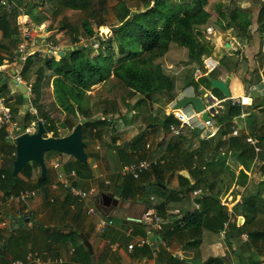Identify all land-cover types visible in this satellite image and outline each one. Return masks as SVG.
I'll return each mask as SVG.
<instances>
[{
    "label": "crops",
    "instance_id": "1",
    "mask_svg": "<svg viewBox=\"0 0 264 264\" xmlns=\"http://www.w3.org/2000/svg\"><path fill=\"white\" fill-rule=\"evenodd\" d=\"M6 1L10 6H16L17 8L16 24L17 17H20V20H26V25L32 29L29 47L42 45V48H44V46H47L46 37L52 28H49V31L45 29V24L36 15L44 8L46 0L41 2L40 0H25L23 4L21 0ZM229 1L207 0L204 5L210 17L205 24L200 25L195 30V34L202 43L211 49V52L203 56L200 67H195V80H191L176 95H172L174 98L170 100L169 108L164 113H159L160 118H163L164 114L169 115L172 105L181 96L198 95L201 97L204 92L212 90L199 83L200 77L205 76L204 70L206 68L203 67H206V65L211 67L209 71L207 70V73L213 78L225 79L231 76L229 91L234 85L240 84L244 93L250 95V91L255 87L259 95L252 100V102H255L254 105L241 106L244 108L249 106V110L256 119L262 120L264 118V114H262L264 104L261 105L264 100V89L260 86V80L264 74L260 71V80L256 83L251 84L244 81L245 78H254L252 73L253 66L257 63L255 54L258 53L259 45L261 44L262 36L254 35L255 32H261L257 29L259 6L257 16L254 19L250 15L251 9L249 11L243 9L246 3L255 9L256 4L253 1L244 0L243 4L239 6L229 4ZM216 3H222L219 9L215 7ZM59 4L64 6L60 2ZM106 4L108 5V0H105L104 8H106ZM115 4L122 7L117 0ZM99 5V0H91L90 6L86 9L64 7L69 10L81 11L86 15V13H90L91 9L97 8ZM140 6L142 8V4ZM240 10L247 12L252 18V24L253 20L255 23L253 29L250 28L244 33H236L233 26H226V23L229 24L231 21V13H239ZM124 12L123 9V14ZM127 12L131 14L134 11L129 8ZM2 13H8V11L0 3V14ZM32 18L39 22L38 25L30 27L29 24L32 23ZM121 18L123 16H117L116 26L120 24L119 20H122ZM104 25H99L98 27ZM85 27L89 30L86 23ZM252 30L255 32H252ZM17 36L19 38V34ZM98 37L108 36L100 35L96 38ZM92 38L93 36L91 39H86L84 43L80 41L81 46L88 41L95 40V38ZM17 42L12 44L9 39L2 38L0 31V57H2V63L0 64V78L2 80L0 84L5 82L9 91L7 95L14 100L18 98L20 92L12 82V79H14V75L18 71H21L22 64L18 63V65L11 62L9 56H12L11 53L14 51ZM171 44L169 47H171ZM60 52H62L60 49L57 51L48 49L46 54L47 57L53 55L58 59L59 55H61ZM30 54H33V50L30 51ZM223 57L236 59L238 61L237 67L228 71L220 66L219 61ZM262 62L264 66L263 49ZM245 63L249 66V71L245 78L241 80L240 71L245 67ZM211 73L216 76L211 75ZM46 91H48L50 97H47L43 102L54 103L55 107L59 109L54 102L51 78ZM127 91L130 93L128 89ZM87 93L89 99L90 93L89 91ZM211 93L217 99H222L216 93L212 91ZM132 95L135 96L134 99H125L126 102L133 103L127 112L128 116L122 117V114H118L117 117H115L116 115L112 116L110 123L99 127L98 129L101 132L93 139L95 140V145L91 144L88 147L89 144L87 143L88 136H94L85 135L86 142L82 138L86 143L84 150L87 159L86 163L83 162L85 164H77L73 156L65 153L58 151L46 152L44 154L46 179L42 185H36L38 175L41 172L40 166H31L25 173L18 172L20 178L27 183L25 189L35 190L36 195L33 198H29L24 202H5L3 192L0 190V264H12L15 260L22 261L23 264H34L26 261V254L29 252H37L44 258H61L64 264H90V261L93 264H264V213L260 212L261 208L264 209V191L261 193L260 200L255 198L256 214L253 219H251L252 217L249 218L250 216L241 211L240 208L244 189L247 188L254 191L256 187V185L252 184V181L257 179L260 174L255 165L261 163V161H258L259 154H256L254 158L255 164L252 163L250 169H244L248 175L246 185H236V181L231 178L230 174H225L228 179L229 190L226 197L221 199V201L219 199V203L224 207L223 210L227 211L228 219L223 223L220 231L215 232L206 227L195 230L194 226L183 228L181 227L183 226L181 220L186 212L199 208L200 203L197 198L200 197L199 194L202 193V190L195 189L198 190V193H194V190L192 191V194L196 195L193 198L190 196L189 200L192 203H188L186 194L182 190H178V175L188 176L186 166L190 162L186 161L184 164L182 160H189V154L193 153V159L197 161L196 148L199 143L198 138L207 139L215 136L219 126H216V121L214 120L213 126L201 130L197 129L199 136H193L190 133L191 131H188V133H185L186 135L179 137L172 135L169 130L166 132L162 131L159 126V119L156 116L158 114L155 113V110H152V113L156 117L149 120L147 116L150 111L146 107V124L145 127L140 128L143 123L140 120L141 116L139 118L137 114H141L140 110L145 107V102L137 103V100H140V95L138 93ZM0 98H3V96ZM223 102L221 101L220 103V110L223 108ZM148 104L151 105L152 103L148 100ZM189 107L186 106L184 108ZM88 112H90V106L88 107ZM245 114L242 112L238 118H234L235 126L233 128H239L242 139L249 135L246 127L247 123L244 121ZM100 117L101 115H98L95 119H103V115ZM82 118L84 117L80 115L79 120ZM110 124H112L111 128H109ZM33 125L37 129V125L34 123ZM7 129H9L8 126L6 127ZM187 129L191 130L190 128ZM122 130L134 131V134L130 135L128 139H121L120 132ZM93 132H95V129H93ZM141 132L145 133L143 145L134 143L136 142L134 138ZM229 136H233L232 131L222 135L221 139L226 140ZM126 142L127 145L124 146ZM154 144L162 147L163 154L156 156L160 160V168L154 170L155 168L152 169L151 167L144 172L143 179L145 182L141 190L135 191L132 195L130 194L127 199H122L119 196V190H121L124 180L129 177L122 174V164L141 158L152 159L153 157L149 156L152 154ZM220 150L223 151L224 149L220 148ZM54 159L61 160V165L57 168L52 166ZM92 159L94 161L90 164ZM228 161V166L233 171L234 178H236L238 170L242 166L235 168L231 166L230 158ZM1 165L2 158L0 155ZM193 165H195V162H193ZM73 168L74 170L79 168L82 172L80 175L77 173L73 183L80 188L95 187L97 194L94 197L82 202L78 201L58 184V173L69 174ZM92 168H97L98 171L94 172L91 170ZM171 175L173 176L167 183ZM166 185L167 188L164 189ZM234 191L235 193H233ZM102 194L117 197L116 205H110L106 211L99 210L96 203L101 199ZM89 207H93L95 213H87ZM148 209L155 211L161 217L162 229L149 235L151 245L134 246V248L129 250V244L145 236L146 224L142 215ZM106 214L112 215L113 223L104 232H100L97 229V222L100 217ZM178 223H180L179 227ZM244 227L245 229L242 231L241 229ZM130 228L132 231L128 234ZM252 232H254L253 236L250 235ZM85 240L89 242L92 253L89 252ZM86 251L91 255L89 258L85 253Z\"/></svg>",
    "mask_w": 264,
    "mask_h": 264
},
{
    "label": "trees",
    "instance_id": "2",
    "mask_svg": "<svg viewBox=\"0 0 264 264\" xmlns=\"http://www.w3.org/2000/svg\"><path fill=\"white\" fill-rule=\"evenodd\" d=\"M42 0H40L41 2ZM91 0H59L64 6L74 9H86L90 6ZM119 5L124 8L122 20H119L117 26L112 28L111 35L108 37H98L93 42L88 41L81 46L78 36L73 40V48L62 50V54L56 59L53 55L48 56L43 60L41 66L36 70V78L31 84L30 90L34 95L31 103L36 110L35 113L28 111L21 117L19 109L12 108L11 112L14 114V119L19 127L17 134L25 132L26 128L34 122L36 125L39 120H42L43 126L47 134L53 137L67 135L74 126L79 122V116L89 119V121L82 124L81 133L85 141L86 136L93 134L98 136L100 134L99 127L106 125L108 111H100L103 119H95L93 115L88 112V91L90 88L100 82L105 81L107 77L112 76L117 82L122 84L129 90L130 93L140 95L139 102H145L148 109L149 120L157 116L159 119V126L163 132L169 130L170 124H178L179 122L171 115L164 114L163 118L158 115L153 116L152 104L155 102V94L170 92L173 87V79L166 75L161 65L155 62V59L162 57L169 49L171 43L187 49V55L191 63L197 67L202 65L204 55H208L211 49L202 43L195 34V30L200 25L205 24L210 14L204 8L207 0H184L177 4H172L170 0H136L142 4V8L134 11L131 14L127 12L125 0H117ZM125 2V3H124ZM105 0H99V6L90 10V15L99 21L96 25H104L105 20L101 13L105 11ZM125 4V5H124ZM12 10L8 13L0 14V31L2 38L9 39L12 44L18 41V28L16 24V6H11ZM121 16V17H122ZM240 20L238 21V19ZM124 19V20H123ZM230 23L226 26H233L236 33H244L250 29L252 25V18L244 10L239 13H231ZM258 30L264 32V3L260 2L258 16H257ZM84 31H87L85 24H83ZM116 40L118 57L115 58V52L111 48V40ZM96 43V53L93 52L92 46ZM35 54H29L25 61L22 62L21 73L36 62ZM237 60L233 58L223 57L219 61V65L228 71L234 70L237 67ZM2 57H0V64ZM48 70L51 73L52 91L54 102L57 107L65 113V118L60 125L55 124V121L48 114V111L42 106L40 98V79L41 71ZM254 74V70L252 72ZM211 75L216 76L211 73ZM2 79L0 78V81ZM200 83L206 88H210V83L203 75L199 79ZM248 83H256L255 79H244ZM220 98H224L221 92L217 89H212ZM9 91L5 82L0 84V97L3 94H8ZM147 95L149 98H147ZM174 96L171 95L172 100ZM148 100L152 103L148 104ZM18 104H23V97L19 93L17 98ZM255 102H252L254 105ZM149 105V106H148ZM237 103H232L231 100L226 99L223 102V108L215 117L218 131L215 136L209 138H198L199 144L196 148L197 161L193 159V153L188 156V165L186 166L188 176L178 175L179 189L183 193L191 192L195 189H205L199 194L197 201L200 203L198 209L188 211L184 214L181 222L183 228L194 226L195 230H200L206 227L212 231L218 232L222 229V225L226 222L227 211L219 203V191L222 187V180H226L227 188L229 189L228 179L226 173L230 174L231 178L236 181V185H246L248 175L244 169H250L256 153L253 146L248 144L241 138V132L236 136H229L226 140H222L221 136L230 133L235 126L234 118L244 112V121L247 123L248 134L257 138L262 151L259 153L258 161L260 173L264 174V118L258 120L248 107H243ZM115 112V111H114ZM264 114V107L262 108ZM92 120V121H90ZM148 120V121H149ZM150 123V122H149ZM37 128V126H36ZM62 128L67 132L60 134L59 129ZM95 129V132H93ZM194 136H199L197 129H191ZM145 133L141 132L134 138L136 144H144ZM244 136V135H243ZM183 137V136H180ZM86 142V141H85ZM133 142V141H132ZM220 148L224 149L223 151ZM0 155L2 158V165L0 166V190L4 197L10 194H15L18 191L25 189L27 183L24 182L19 174L12 173L13 161L15 159V144L13 139L6 138V126L0 125ZM229 158L231 166H242L238 170L236 178H234L233 171L228 166ZM77 164H85L76 160ZM160 161V160H159ZM195 162V165H193ZM74 165V164H73ZM31 166H39L36 162H28L20 171L25 173ZM160 162L152 166V169L160 168ZM75 167V166H74ZM74 169V168H73ZM80 175L82 172L76 168ZM46 179V174L37 178V186L42 185ZM258 179V177H257ZM254 181V180H253ZM252 181V183H253ZM143 174L134 179L129 176L122 183V188L119 190V196L122 199H127L130 194L141 190L144 183ZM215 189V186L217 185ZM264 186V179L258 181L253 190L244 189L241 197L240 208L245 212L249 218L253 219L256 214L255 198L256 195H261L260 187ZM167 188V185L164 189ZM162 189V190H164ZM99 210L106 211L109 206H104L101 199L96 203ZM178 223V227H179ZM243 231V228L241 229ZM251 236L254 234L250 233ZM87 257L91 255L86 251ZM90 264H93L90 261Z\"/></svg>",
    "mask_w": 264,
    "mask_h": 264
},
{
    "label": "rangeland",
    "instance_id": "3",
    "mask_svg": "<svg viewBox=\"0 0 264 264\" xmlns=\"http://www.w3.org/2000/svg\"><path fill=\"white\" fill-rule=\"evenodd\" d=\"M182 1H184V0H170V2L172 4H177V3H180ZM238 1H241V2L238 3ZM243 1L244 0H230L229 4H232V5L234 4L236 6H239V5L243 4ZM251 1H253L256 4L255 9H253V7L251 8V6L247 5V3L244 5L245 8H243V9L248 10V11L251 9L250 15L253 16V18L255 19V17L257 16L258 6H260L261 0H251ZM263 1L264 0H262V2ZM23 2H25V0H21L22 4H23ZM115 2H116V0H108V5L106 4L105 11H103L101 13L102 17L105 20V25L102 27L101 26L98 27V25H96V22H98L99 19L98 18L94 19L90 15V13H86V15H85L84 13H82L81 11H78V10H71V9L69 10V9L65 8L64 6H61L59 4L58 0H46L44 8L41 9L38 12V14H36V15L38 16L40 21H43V23L45 24V26H44L45 29H47L49 31L50 30L49 28H52V30L48 34V36L46 37L47 46H44V48H42V45L37 46V47L36 46L28 47V51L33 50V53L35 54V57L37 60L34 63V65L31 66L30 68H28L24 73L23 72L21 73V71H20V77L22 79V82L23 81H24V83L28 82L30 85L33 84V82L36 78V70L41 66V64L43 63V60L45 58H47L46 51L48 49L52 50V51H57L59 49L60 50L68 49L74 45L72 39L75 36H78L79 41H81L82 43H84L86 39H89V38L91 39L92 36H93L92 39H94V38L96 39V37L100 36V35L101 36L102 35L103 36H110L111 31H112V26L113 25L116 26V24H117V16H122L123 15V9H124L123 7L116 5ZM125 2H126L125 7H127V9L130 8L133 11H138L141 9L140 3L136 2V0H125ZM221 4L222 3H216L215 7L219 9ZM38 23L39 22H37L34 18H32V23L29 25H30V27H33L35 25H38ZM83 23L84 24L86 23L89 30L84 31V29L82 27ZM254 24L255 23L253 20V24H252V26H250V28L253 29ZM252 32H255V31L252 30ZM254 35L262 36L261 44L259 45V51L257 54H255L256 55L255 60H257V63L255 66H253V70H254V74H253L254 76L253 77H254L255 81L258 82L260 80V71L262 74H264V66L262 65L263 64V62H262V49L264 50V32H260V33L255 32ZM95 48H96L95 45L92 46V50L94 53H96ZM111 48L113 49L112 51L115 52L114 53L115 58H117L119 55L116 52L117 46H116V40L114 38L111 40ZM169 49L162 57L155 59V62L159 63L161 65L163 72L174 80V87L171 90V92H163V93H156L155 94L156 102L152 104L153 110H155V113L161 112V111L165 112L166 109H168L170 106L171 95H176L178 93V91H181L184 87H186V85L191 80H195L194 70H195V67H197V66L194 63H191V61L189 60L188 55L186 53L187 49L185 47L178 46L174 43L171 44V47H169ZM11 57L12 56L10 55L9 56L10 61H11ZM19 64H22V63H19ZM248 67L249 66L247 65V63H245V67L240 71L241 72L240 73V79L241 80H243L245 78V76L247 75V73L249 71ZM41 76H42V78L40 79V83H39V86H40V98H39V100L42 102V106L48 111V114L50 116H52L51 118L55 121V124L60 125L62 120L65 118V113H63L62 111L57 109L55 107L54 103H44L43 102L44 100H46L47 97H50V95H49L48 91H46V89L49 87L51 73L48 70H42ZM262 77H261V80H262ZM199 83H200V81H199ZM200 84H202V83H200ZM246 89H247V87H246ZM89 93H90L89 94V106H90V112H91L90 114L93 115L94 118L98 115H101V117H102V114H101V112L99 113V111H103V110L108 111L106 123H110L112 121V119H111L112 116L116 115L115 117H117L118 114H122V117L128 116L127 112L133 103L132 102H126L125 99L127 98V99L132 100L135 97L134 95L128 93L127 89H125L123 87V85L120 84L119 82H117L116 79L113 77H107L105 81H100V82L94 84L90 88ZM28 94H29V108L27 109V111L29 110V112L35 113V112H33L34 107L31 103V99L33 98L34 95L31 93V90H28ZM41 94H42V96H41ZM2 96L4 98L5 103L10 107V109H12V108L19 109V113H21L23 104L22 105L18 104L17 99L14 100V99H12V97L8 96L7 94H3ZM248 102H249V100H248ZM144 104H145V107L141 108V110H140L141 114L140 115L137 114L138 117L141 116V118L140 117L139 118H140L141 122L143 123L140 128L145 127V124H146V117H145L146 103H144ZM262 104H264V100L262 101L261 105ZM12 118H13L12 120L15 121L13 113H12ZM33 123L34 122H32L26 129H29L31 132L36 131ZM109 126L108 127L111 128L112 124H110ZM8 127H9L11 135L17 136L16 134H17V131L19 130V127L18 126H16V127L8 126ZM108 130H110V129H108ZM188 131L189 132L191 131L190 133L193 134L192 130L187 129L186 133H188ZM25 132H26V130H25ZM65 132H67V131L62 129V128L59 129L60 134H63ZM133 132L134 131L129 132L126 130H122L120 132L121 139L130 138V135L134 134ZM90 135L94 136L93 134H90ZM48 136H51V135H48ZM193 136H192V138H193ZM94 138H95V136L94 137L88 136V138H87L88 139L87 143L89 144L88 147L91 144L95 145V140H93ZM191 141H192V139H191ZM157 142H159V141H157ZM50 152H57V151H48L47 153H50ZM162 154H163L162 153V147L154 144V147L152 149V154L149 157L152 156L153 158H157L156 156H161ZM183 157H185V156H183ZM146 159H148V158H146ZM149 159H151V158H149ZM157 159H159V158H157ZM93 161L94 160L92 159L90 164H92ZM182 161L184 163L188 160L186 159L185 161L184 160H182ZM259 164H261V163H259ZM259 164L258 163L255 164L257 168L259 167ZM117 166H119V164H117ZM91 170H93L94 172L98 171L97 168H92ZM258 170H259V168H258ZM172 176L173 175H171L168 178L167 183L171 180ZM257 177H258V179H255L253 181V183H252L253 185H256L258 183V181L262 180V178L264 179V174L260 173ZM221 182H222V187H220L219 184H218V186L217 185L215 186V189H217V187H220V191L218 194L220 201H221V199H223L224 197L227 196L228 190H229V189L226 190V188H227L226 180H222ZM178 188H179V186H178ZM260 189L263 193L264 186L260 187ZM204 191H205V189L203 188L202 192H204ZM190 196H192V198H193V196H196V195H193L192 191L186 192V197H187L186 201L188 200L187 201L188 203L189 202L192 203L191 200H189ZM260 197H261V195H258V194L256 195V198H258L259 200H260ZM260 212L264 213V209L261 208ZM243 229H245V227ZM252 234H254V232H252Z\"/></svg>",
    "mask_w": 264,
    "mask_h": 264
},
{
    "label": "built area",
    "instance_id": "4",
    "mask_svg": "<svg viewBox=\"0 0 264 264\" xmlns=\"http://www.w3.org/2000/svg\"><path fill=\"white\" fill-rule=\"evenodd\" d=\"M1 5H3L6 10L9 12L12 10L11 6L8 4L6 0H0ZM17 26H18V34L19 40L16 44L14 51L12 52L11 62L16 64L22 63L25 61L26 57L30 54L28 51L29 47V39L32 35V29L26 25V20L17 17ZM41 27V26H39ZM97 46V44H94ZM204 70V74L207 73V70L211 69L208 65ZM202 71V69H200ZM197 70V71H200ZM14 79L16 81L22 82L20 77V72L18 71L14 75ZM260 86L264 89V76L260 82ZM27 84V89L30 90L31 85ZM246 96L249 99V102H243V97ZM201 98L205 104L204 110H207L210 116L209 120L201 119V112H196L192 107L189 108H181V109H172L169 114H171L179 123L178 124H170L169 131L172 135L176 136H184L186 133V129H203L206 127L213 126V122L215 117L219 114V110L221 108V101H225L229 99L232 103H237L240 105H252V98L249 94L244 93L241 89V85H234L230 91V96L228 98L217 99L211 91H206L201 95ZM33 112H36L34 109ZM242 116V115H241ZM12 113L10 107L5 103L3 98H0V125L16 127V121L12 120ZM42 121V120H41ZM43 123V122H42ZM26 132H30L29 129H26ZM239 128H233L232 135H238ZM211 135V134H210ZM208 136V135H207ZM16 136H12L10 130H6V138L13 139ZM244 141L253 146L256 154L261 153L262 147L257 138L246 135L244 137ZM159 161L157 158L146 159L141 158L136 161H131L127 163H123L121 167V172L124 176H131L134 179L139 178L144 172L148 171L153 165H156ZM61 165V160L54 159L52 162V166L57 168ZM77 177L76 170L72 169L69 174L58 173L57 179L58 184H60L63 188H65L70 195L75 197L78 201H84L88 198L94 197L97 194V190L95 187L89 188H80L73 183V179ZM194 193H198V190H194ZM36 195L35 190L33 189H23L17 194H10L5 197V202H24L29 198H33ZM87 213H95V209L93 207H89L87 209ZM143 221L146 224L145 236L138 238L134 243L128 245V249L131 250L134 246H144L151 245L149 235L154 232H159L162 229V219L155 212L150 209L146 210L143 215ZM113 223L112 215H104L100 217L97 222V229L100 232H104L108 226H111ZM132 229L128 230V234H130ZM26 261L33 262L34 264H64V261L61 258L51 259L49 257L44 258L37 252H29L26 254ZM12 264H23L22 261L15 260Z\"/></svg>",
    "mask_w": 264,
    "mask_h": 264
},
{
    "label": "water",
    "instance_id": "5",
    "mask_svg": "<svg viewBox=\"0 0 264 264\" xmlns=\"http://www.w3.org/2000/svg\"><path fill=\"white\" fill-rule=\"evenodd\" d=\"M61 54L63 52H60ZM206 79L210 83V89H217L221 94L228 98L230 96L229 82L231 76L225 79L213 78L210 74H205ZM12 82L16 85L18 91L22 94L23 105L20 116L22 117L27 109L29 108V94L27 84L24 82L16 81L12 79ZM258 90L254 87L250 91V97L252 100L258 96ZM147 98L149 96L147 95ZM186 106L192 107L196 112H201L202 120H209L210 116L207 110H204L205 104L202 98L198 95H183L172 105V109H181ZM89 121L88 119L82 118L74 126V128L64 136L53 137L46 135L45 128L41 120L37 122V129L34 132H22L14 138L15 144V159L13 161L12 173L18 174L21 169L28 162H36L41 168V174L44 175L46 172V165L44 162V154L48 151H58L73 156L75 159L85 162L87 155L85 152L86 143L82 140L81 127L82 124ZM127 145V142L124 146ZM235 193V191L233 192ZM101 203L104 206L116 205L117 197L102 194ZM85 243L92 253L91 246L88 241Z\"/></svg>",
    "mask_w": 264,
    "mask_h": 264
},
{
    "label": "bare ground",
    "instance_id": "6",
    "mask_svg": "<svg viewBox=\"0 0 264 264\" xmlns=\"http://www.w3.org/2000/svg\"><path fill=\"white\" fill-rule=\"evenodd\" d=\"M248 100H249V99H248L246 96L243 97V102L246 103Z\"/></svg>",
    "mask_w": 264,
    "mask_h": 264
}]
</instances>
